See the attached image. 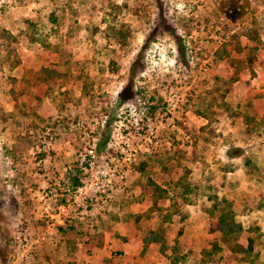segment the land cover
Here are the masks:
<instances>
[{
  "label": "rangeland",
  "instance_id": "obj_1",
  "mask_svg": "<svg viewBox=\"0 0 264 264\" xmlns=\"http://www.w3.org/2000/svg\"><path fill=\"white\" fill-rule=\"evenodd\" d=\"M227 1L0 0V264L50 262L42 209L67 199L100 205L93 223L68 213L78 238L149 204L140 224L167 223L166 264H264V0H239L235 22ZM134 118L157 147L117 162L123 191L74 198L83 156L95 143L93 172L112 165ZM28 232L40 242L13 260Z\"/></svg>",
  "mask_w": 264,
  "mask_h": 264
},
{
  "label": "crops",
  "instance_id": "obj_2",
  "mask_svg": "<svg viewBox=\"0 0 264 264\" xmlns=\"http://www.w3.org/2000/svg\"><path fill=\"white\" fill-rule=\"evenodd\" d=\"M27 81L30 83V80L27 79ZM4 97L12 98L10 95ZM152 210L154 211L151 205L147 204L144 208H134L132 212L128 210L123 215L106 214L100 220L97 230L89 235H83L82 238L75 237L74 233L70 234L68 230L63 232L57 228H49L45 232L44 239L49 249L47 254L52 256L50 262L53 264L79 262L82 264H166L169 256L165 254L166 249H164V245H167L169 241L166 240L165 233L169 230L167 223H164L166 231L162 226L158 231L157 228L147 230L140 224L141 214L144 211L149 214ZM147 226L149 227V224ZM72 237L75 238L72 239ZM54 246H58V251H53ZM88 248L90 249L86 252Z\"/></svg>",
  "mask_w": 264,
  "mask_h": 264
},
{
  "label": "built area",
  "instance_id": "obj_3",
  "mask_svg": "<svg viewBox=\"0 0 264 264\" xmlns=\"http://www.w3.org/2000/svg\"><path fill=\"white\" fill-rule=\"evenodd\" d=\"M140 119L142 120V118ZM133 124L136 125V131L129 130ZM145 125L147 128L144 127V124H139V120H137V118L133 119L132 124H129V120L128 122L122 121L121 124L115 128L112 135L113 142L111 141L109 144L111 147L113 146L116 151H113V149L109 147L108 149H111V151L107 149V153L104 152L106 153L105 155H107L106 158L108 159L109 157V162L113 164H108L107 168H102L97 172H93L91 168L93 166V161L90 160L93 153L97 154L96 144L94 143V146L88 150V154L83 156V158L88 157V161L83 166V173L85 171V173L89 174V177H79V184L75 188L73 187L71 189L74 198L77 197L78 199H81L82 197L85 199L84 197H87V195L92 191L94 194L100 192L101 194L98 197L101 200H104L109 194L111 195V193L116 194L117 192L123 191V188H121V184L123 182L121 180L119 171L117 172V168L119 167L117 162H121L120 166L123 165L124 167L122 168L127 170L135 161L136 156L139 153L149 151L151 147L154 148L158 145L157 135L154 134L153 129L148 123ZM113 179H116L115 181H120H117V183L113 185ZM119 184L120 186H118ZM48 187L49 186L46 188ZM45 191L46 194L51 192V190ZM73 206L74 205L70 203L69 199L59 202L54 209H51L49 204H45L42 209V214L44 217H50V219H54L55 221H53V223H56L57 225H66V222L68 221V213L72 212L79 218L80 221L86 219V223L89 224V222L93 223V221L96 219V216L93 213L95 210H98L100 205H94L93 207H78V210H73ZM71 209L75 212L71 211ZM62 213L66 214L65 218ZM53 223L51 222L49 224ZM13 239L14 244H20H18L16 251H14L12 254V259L19 260L26 257V254H30L31 250L34 249L35 244L40 242L41 237L39 235L34 237L32 233L28 232L27 234L23 235L18 234Z\"/></svg>",
  "mask_w": 264,
  "mask_h": 264
},
{
  "label": "trees",
  "instance_id": "obj_4",
  "mask_svg": "<svg viewBox=\"0 0 264 264\" xmlns=\"http://www.w3.org/2000/svg\"><path fill=\"white\" fill-rule=\"evenodd\" d=\"M240 3L241 2L239 0H228L227 3L225 4V6L224 7H221V12L225 16V18H227L230 22H235L238 18H240L242 16L243 10L240 7V5H241ZM126 91H128L127 86L124 87L122 89V91L120 92L119 103H121V102L124 101L123 94ZM96 150H97V152H100V147H97ZM229 154L235 156L236 155V152L229 151ZM138 168L141 169V165ZM78 184H79V181L77 179L72 184V187L75 188ZM220 223H221L222 226H223V223H224V226H223L224 228L223 229H226V228L232 229V227L229 225V223L227 221H224V217L223 216H221V218L218 219L219 226H220ZM68 225L69 224H66V225H58L57 226V229L59 231H63V232H67V230L73 231L74 228L73 227H70Z\"/></svg>",
  "mask_w": 264,
  "mask_h": 264
}]
</instances>
